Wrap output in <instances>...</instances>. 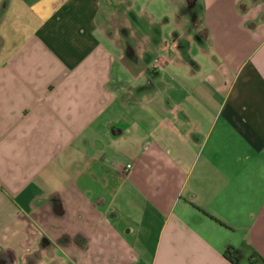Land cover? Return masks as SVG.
<instances>
[{"label":"crops","instance_id":"obj_1","mask_svg":"<svg viewBox=\"0 0 264 264\" xmlns=\"http://www.w3.org/2000/svg\"><path fill=\"white\" fill-rule=\"evenodd\" d=\"M137 1L0 0L6 264H264V0Z\"/></svg>","mask_w":264,"mask_h":264},{"label":"trees","instance_id":"obj_2","mask_svg":"<svg viewBox=\"0 0 264 264\" xmlns=\"http://www.w3.org/2000/svg\"><path fill=\"white\" fill-rule=\"evenodd\" d=\"M181 11H183V9ZM225 256L233 263H238L242 258V253L239 249L233 246H228L225 251Z\"/></svg>","mask_w":264,"mask_h":264},{"label":"rangeland","instance_id":"obj_3","mask_svg":"<svg viewBox=\"0 0 264 264\" xmlns=\"http://www.w3.org/2000/svg\"><path fill=\"white\" fill-rule=\"evenodd\" d=\"M136 1H137V0H136ZM136 4H138V5H137V8L139 9V4H140V2L137 1ZM136 42H137V41H136ZM129 68H130V67H129ZM129 71L132 73V75H131V74L128 75V76H127V79H128L132 84H137V83H139V82H146L145 77L142 79V81H139V78L134 76V75H135V72H134L132 69H129ZM127 79H123V81L126 82ZM116 83H117V82H116ZM118 162H119V163H124V162H125V159H124V158L119 159ZM18 252L21 253V252H22L21 249H20ZM21 264H24V263H21ZM258 264H262L261 260L258 261Z\"/></svg>","mask_w":264,"mask_h":264},{"label":"flooded vegetation","instance_id":"obj_4","mask_svg":"<svg viewBox=\"0 0 264 264\" xmlns=\"http://www.w3.org/2000/svg\"><path fill=\"white\" fill-rule=\"evenodd\" d=\"M8 261H10L9 253L0 258V264H6Z\"/></svg>","mask_w":264,"mask_h":264},{"label":"built area","instance_id":"obj_5","mask_svg":"<svg viewBox=\"0 0 264 264\" xmlns=\"http://www.w3.org/2000/svg\"><path fill=\"white\" fill-rule=\"evenodd\" d=\"M127 167L130 168L131 167V164H128Z\"/></svg>","mask_w":264,"mask_h":264}]
</instances>
